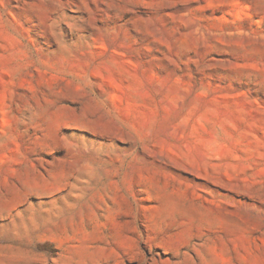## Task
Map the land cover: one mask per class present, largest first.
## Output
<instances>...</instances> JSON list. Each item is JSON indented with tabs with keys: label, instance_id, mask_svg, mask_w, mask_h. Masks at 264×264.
Segmentation results:
<instances>
[{
	"label": "rangeland",
	"instance_id": "374dc122",
	"mask_svg": "<svg viewBox=\"0 0 264 264\" xmlns=\"http://www.w3.org/2000/svg\"><path fill=\"white\" fill-rule=\"evenodd\" d=\"M0 264H264V0H0Z\"/></svg>",
	"mask_w": 264,
	"mask_h": 264
}]
</instances>
